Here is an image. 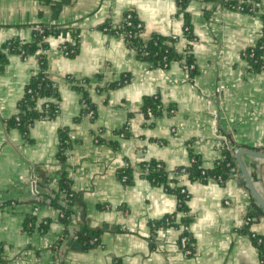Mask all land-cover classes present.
<instances>
[{
    "label": "crops",
    "instance_id": "crops-1",
    "mask_svg": "<svg viewBox=\"0 0 264 264\" xmlns=\"http://www.w3.org/2000/svg\"><path fill=\"white\" fill-rule=\"evenodd\" d=\"M253 1L257 9L245 14L227 6L241 0H0V46L30 42L33 26L55 28L45 38L44 58L59 97L56 116L34 121L26 136L8 126L40 63L35 55L4 52L0 264H258L251 235L264 247V210L237 164L223 183L181 174L175 186L188 193L185 212L178 211L175 194L139 171L140 164L154 161L173 172L188 167L191 155L210 169L226 150L233 158L238 150L264 151V72L252 71L243 58L257 42L264 44V0ZM127 12L142 24L144 39H175L169 45L179 56L190 54L193 72L184 61L156 67L138 59L110 32ZM68 45L76 48L71 57L63 53ZM122 79L126 83L114 86ZM84 80L93 120L82 116L77 87ZM145 97L158 98L155 115L142 112ZM61 131L70 142L63 172L75 194L67 224L51 203L61 173ZM241 160L264 201V160ZM248 213L253 216L244 228ZM167 216L177 226L154 227ZM28 217L34 218L32 232L23 230ZM186 218L191 256L178 246ZM44 221L49 223L41 232ZM82 232L95 233L97 246L86 248L77 238Z\"/></svg>",
    "mask_w": 264,
    "mask_h": 264
},
{
    "label": "trees",
    "instance_id": "trees-1",
    "mask_svg": "<svg viewBox=\"0 0 264 264\" xmlns=\"http://www.w3.org/2000/svg\"><path fill=\"white\" fill-rule=\"evenodd\" d=\"M46 2L50 0H44ZM180 4V3H179ZM228 7L234 8L239 11V8H242L240 13L251 14L254 10L257 9V5L253 0H241V2H230L227 3ZM137 18L134 15L131 18L130 26H126L125 21L119 25L116 29H111L110 32L118 34L120 31H124L127 36L124 39L127 47L135 52V55L138 59L149 61L156 67H166L169 62L176 61H184L182 66L192 64L190 59V54L187 53L184 57L179 56L175 53L172 45L174 40L170 37H162L158 35H151L147 39H144L140 36L143 32L141 30L137 31L135 25L137 23ZM43 29L42 33H33L32 39L28 43H20L18 41H8L5 44L0 46V63L4 64L5 53H16L21 55L22 57L28 55H35L40 63V69L37 74H35L29 81L28 85L25 88L24 96L19 103L18 113L14 116L8 123V126L16 127L20 130L24 136L27 135L28 129L33 124L34 121L38 119H51L58 113V93L56 89V85L49 78L46 73V60L44 53L37 54V50H46L47 45L45 43V38L47 35L55 31L53 27L41 26ZM104 31H108V26H104L102 28ZM128 34L129 37H128ZM66 51H72V53H68V57L73 56L76 53L75 46H65L63 47ZM251 55V56H250ZM243 58L247 61L249 68L252 71L263 72L264 70V44L259 41L253 47L248 48L243 53ZM188 72H193V70H188ZM123 83H126L125 79L114 83V86H121ZM88 86V80L82 81V84L77 87V90L82 94V104H85L89 109H93L92 104L90 103L87 90L84 87ZM113 86V85H109ZM39 101H42L41 104H38ZM160 110V104L157 97H145L143 99L142 112L145 115H155ZM121 134V132H119ZM123 137L124 134H121ZM99 142V139H96ZM229 147V145H228ZM70 148V142L65 132L61 131L59 133V147L56 153V160L58 165L60 166V179L58 181V189L56 193L53 194V198L51 200L52 205L59 209V218L58 220L64 224H67L69 216H70V207L73 205L75 200V194L70 187V180L63 172V168L65 166L66 161V152ZM233 148V147H232ZM235 148V147H234ZM233 148V149H234ZM223 157L215 162L210 169H203L201 167L200 161L194 155H191L190 164L185 168H178L173 172H166L163 170V167L160 163L150 161L147 163H142L139 165V171H141L142 177L147 179L150 183L155 186H162L165 191L171 192L175 194L178 200H181V203H178V211L185 212L186 206L183 201V195L179 194V188L176 185V177L171 174H186L190 181H199L201 183H206L207 181H216L219 183H223L228 179L230 175H232L235 171H237V166L235 163V159L231 156H227V150L224 151ZM126 177L125 181L129 182V171L128 167H125L120 171V179ZM58 201L63 202V206L58 205ZM252 213H248L246 216L251 220ZM184 224L182 225L183 231L180 237H186V246L190 248L193 253L192 247V239L189 237L188 233V219H183ZM48 221H44L40 224L39 229L41 232H44L47 229ZM161 224L165 225H176L174 222L173 216H167L162 219L160 222L155 223L154 227L161 226ZM250 224V223H249ZM249 224L247 226H249ZM246 226V227H247ZM34 228V218L28 217L25 219L23 223V230L26 232H32ZM245 228V226H244ZM96 238L95 233L90 232H82L77 238L82 241L86 248H93L94 246H90L87 242L91 238ZM179 237V238H180ZM252 241L256 245L259 252V262L258 264H264V247L262 243H258L257 237H252ZM179 241V240H178ZM97 245V243H96Z\"/></svg>",
    "mask_w": 264,
    "mask_h": 264
},
{
    "label": "built area",
    "instance_id": "built-area-1",
    "mask_svg": "<svg viewBox=\"0 0 264 264\" xmlns=\"http://www.w3.org/2000/svg\"><path fill=\"white\" fill-rule=\"evenodd\" d=\"M239 11L240 12L242 11L241 7L239 8ZM133 16H134V14L132 12H127L124 15L123 21H125L126 26H130L131 25L130 20H131V18H133ZM135 28L137 29V31L140 30V33H141L142 24L137 21V23L135 25ZM42 32H43V29L41 28V26H33L32 27V35H33V33H42ZM117 35L121 36L122 38H125L127 36V34L124 31H120ZM129 35L130 34H128V37H129ZM140 36L142 37V33L140 34ZM69 52L72 53V51H69ZM69 52L63 49V53L66 56L68 55ZM36 53L37 54L45 53V51L41 50V49H38ZM183 68L186 69V71L187 70H193L194 69V65L193 64L185 65ZM263 72H264V70H263ZM83 107H84V111L82 113V116H84L88 120H93L94 119V111L89 109L85 104H83ZM148 115H150V112H148ZM181 174H183V172L178 174V175L177 174H171V175L175 176L176 179H178ZM125 180H126V177L124 176L122 178V181H125ZM179 194L183 195V198H184L183 201L186 202L187 199H188L187 191L184 188L181 187L179 189ZM178 203H181V200H178ZM249 223H250V219L245 217L243 219L242 226H247ZM251 236L252 237H256L255 235H251ZM257 242L258 243L261 242L260 238H258ZM87 243L90 246L96 247L97 246L96 243L98 244V240H97V238L94 237V238L89 239ZM178 246H179V249H180V251L182 252L183 255H185V256H191L192 255L191 249L187 248V246H186V237L182 236V237L179 238ZM56 264H60L59 260H58V262H56Z\"/></svg>",
    "mask_w": 264,
    "mask_h": 264
},
{
    "label": "water",
    "instance_id": "water-1",
    "mask_svg": "<svg viewBox=\"0 0 264 264\" xmlns=\"http://www.w3.org/2000/svg\"><path fill=\"white\" fill-rule=\"evenodd\" d=\"M247 155L249 157H253L256 159H261L264 160V151H256V150H251V149H243V150H238L237 152H235L234 154V158L236 161V164L243 176V179L248 187V189L250 190L255 202L257 203V205H259L263 210H264V201L261 199V197L258 196V194L254 191V188L252 186V182L250 180V177L246 171V168L241 160V157Z\"/></svg>",
    "mask_w": 264,
    "mask_h": 264
}]
</instances>
